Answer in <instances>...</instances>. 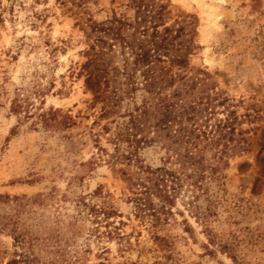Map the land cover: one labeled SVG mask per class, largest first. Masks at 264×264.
Masks as SVG:
<instances>
[{
	"label": "rangeland",
	"instance_id": "374dc122",
	"mask_svg": "<svg viewBox=\"0 0 264 264\" xmlns=\"http://www.w3.org/2000/svg\"><path fill=\"white\" fill-rule=\"evenodd\" d=\"M162 1L168 24L191 21L186 73L234 98L245 149L196 198L184 187L166 220L135 216L122 166L94 146L99 103L80 68L91 22L132 20L130 0H0V264H264V0ZM25 95L29 113L60 107L73 124L10 111ZM161 154L142 151L151 164ZM102 201L116 213L91 214Z\"/></svg>",
	"mask_w": 264,
	"mask_h": 264
},
{
	"label": "trees",
	"instance_id": "16d2710c",
	"mask_svg": "<svg viewBox=\"0 0 264 264\" xmlns=\"http://www.w3.org/2000/svg\"><path fill=\"white\" fill-rule=\"evenodd\" d=\"M130 6L132 20L114 15L91 22L93 57L80 68L99 103L93 121L99 129L92 139L99 158L103 155L109 165L122 166L134 215L156 224L166 220L184 187L196 198L205 190L203 181L224 176L229 158L245 149L247 137L234 98L208 76L186 73L187 55L196 45L188 36L192 29L186 28L191 21L168 24V5L162 0H130ZM117 54L120 65L114 63ZM137 90L139 101L134 100ZM125 98L131 106H122ZM27 104V95L15 96L10 111L24 117L36 114L43 127L73 124L60 107L29 113ZM101 119L106 121L99 124ZM149 146L162 151L158 164L143 158ZM258 162L264 171V156ZM78 201L88 205L84 199ZM88 209L95 217L116 213L106 201L89 204Z\"/></svg>",
	"mask_w": 264,
	"mask_h": 264
}]
</instances>
